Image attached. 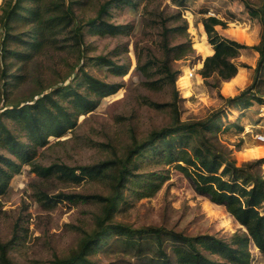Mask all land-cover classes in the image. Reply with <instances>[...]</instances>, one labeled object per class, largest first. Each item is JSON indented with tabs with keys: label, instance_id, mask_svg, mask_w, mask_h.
Listing matches in <instances>:
<instances>
[{
	"label": "rangeland",
	"instance_id": "374dc122",
	"mask_svg": "<svg viewBox=\"0 0 264 264\" xmlns=\"http://www.w3.org/2000/svg\"><path fill=\"white\" fill-rule=\"evenodd\" d=\"M4 1L0 0V18ZM108 1L73 0L76 21L83 27L95 20ZM130 1L135 7L110 8L102 16L106 24L125 26L123 33L96 35L84 27L78 44L64 18L26 65L2 58L0 52V113L5 105L35 100V95L58 87L76 89L90 104L89 112L73 116V125L61 137H49L36 149L35 165H115L103 179L83 176L75 180L59 173L40 176L33 166L0 150L1 157L19 168L0 196V243L6 246L11 264H54L73 253L84 236L96 229L104 208V204L79 197H110L117 187L114 179L124 166L133 174L130 180L159 179L158 185L153 193L150 188L149 195H142L143 181L138 189L131 184L120 188L111 223L136 231L163 228L186 237L209 235L226 243L235 234H245L223 207L196 195L175 164H167L164 156L155 154L159 141L153 143V151L137 153L136 148H146L163 129L207 121L222 112L218 131L206 136L212 148L228 154L236 166L264 158V141L258 139L264 137V74L256 75L258 54L248 48L258 43L261 27L257 19L250 18L246 6L259 7L264 0ZM206 16H215L225 24L216 27L220 36L248 46L236 59L246 67H239V73L227 82L216 84L215 78H209L205 83L198 75L208 55L198 44L208 45L200 24ZM3 36L0 27V50L15 49L10 42H3ZM179 44H189L192 51L174 61L169 51ZM83 74L110 87V93H90L86 85L79 86ZM12 75L20 78L14 80ZM252 83L253 89L245 93L249 106L227 107V98L239 95ZM66 98L62 104L69 107L72 97ZM261 172L264 174V164ZM249 252L250 264H264V254L251 243ZM91 259L99 264H140L131 251L117 243Z\"/></svg>",
	"mask_w": 264,
	"mask_h": 264
},
{
	"label": "trees",
	"instance_id": "16d2710c",
	"mask_svg": "<svg viewBox=\"0 0 264 264\" xmlns=\"http://www.w3.org/2000/svg\"><path fill=\"white\" fill-rule=\"evenodd\" d=\"M66 1L5 0L0 18V27L4 33L3 42H10L16 47L1 48L2 58L15 60L22 66L26 65L34 54L45 47L43 41L48 40L51 32L64 18L70 23L73 39H76L78 44L82 42L84 27L96 35L123 33L125 26L106 24L102 16L107 15L110 8L136 5L130 0H109L101 7L95 20H89L81 27L76 21L77 15L72 10L73 0H68L67 4ZM30 4H33V7ZM246 6L250 18L257 19L261 27L258 43L251 47L220 36L216 27L224 28L225 24L217 17L201 18L200 24L207 44L213 50L212 55L204 58L198 70V75L205 83L209 78H215L216 84L234 78L239 73V67H246L238 65L236 59L240 51L247 47L258 54L256 75L264 74V3L256 8ZM201 14L204 16L206 12ZM25 27L28 28L25 32H17ZM190 51L192 50L189 44H179L169 52L173 53V60L177 61L187 57ZM164 71L168 72L169 69L165 68ZM10 77L14 80L20 78L17 75ZM78 81L81 83L79 86L86 85L84 87H88L90 93H110V87L86 74ZM253 85L254 83L239 95L227 98V107L249 106L250 101L245 97V93L252 90ZM69 96L72 98L69 100L70 106L67 107L62 102ZM34 97L35 100L31 98L20 104L4 106L3 112L0 113V150L10 152L22 164L33 166V171L40 176L59 173L75 180L83 176L105 178L108 171L115 167L110 162L77 168L56 165L40 168L33 163L38 147L44 146L49 137H61L64 131L73 125V116L79 117L90 111L89 101L74 88L58 87L52 92L39 93ZM70 109L75 112H70ZM221 115L222 112H218L207 121L180 123L163 129L153 135L146 148L138 147L136 152L139 153L142 149L153 151V143L159 141L155 154L164 156L167 164H175L174 168L182 174L192 191L209 203L223 207L225 212L245 229V234H235L230 242L226 243L209 235L186 237L163 228L136 231L121 224L111 223L120 199V188L131 184L133 188L138 189L141 185L139 183L143 181L142 195H149L158 185L159 179L130 180L133 174L124 166L114 179L117 187H113L110 197H79L104 204L102 215L96 221V229L84 236L78 248L68 257L55 260L54 264H99L91 257L101 251L107 252L113 243L119 244L125 251H131L140 264H250V243L264 254V174L261 172L264 158L236 166L228 154L212 148L206 136L207 133L215 134L218 131L217 119ZM169 135L173 137L170 139ZM18 169L16 163L0 156V196L6 192L9 179ZM75 171H79V174ZM151 187L153 190L148 194ZM168 251H171V254H168ZM209 256H215L216 259H210ZM0 264H11L6 257V246L1 243Z\"/></svg>",
	"mask_w": 264,
	"mask_h": 264
},
{
	"label": "bare ground",
	"instance_id": "6f19581e",
	"mask_svg": "<svg viewBox=\"0 0 264 264\" xmlns=\"http://www.w3.org/2000/svg\"><path fill=\"white\" fill-rule=\"evenodd\" d=\"M200 47H203L205 54H209L208 51V45L204 44V43H198ZM210 55V54H209Z\"/></svg>",
	"mask_w": 264,
	"mask_h": 264
},
{
	"label": "crops",
	"instance_id": "0c3cea01",
	"mask_svg": "<svg viewBox=\"0 0 264 264\" xmlns=\"http://www.w3.org/2000/svg\"><path fill=\"white\" fill-rule=\"evenodd\" d=\"M208 51H209V54L212 55L213 50H212V47L210 45H208ZM209 54L207 56H210Z\"/></svg>",
	"mask_w": 264,
	"mask_h": 264
},
{
	"label": "built area",
	"instance_id": "2783aa9c",
	"mask_svg": "<svg viewBox=\"0 0 264 264\" xmlns=\"http://www.w3.org/2000/svg\"><path fill=\"white\" fill-rule=\"evenodd\" d=\"M192 77V74L190 73V78ZM259 140L264 141V137H258Z\"/></svg>",
	"mask_w": 264,
	"mask_h": 264
}]
</instances>
